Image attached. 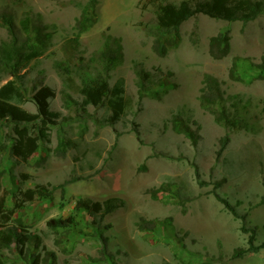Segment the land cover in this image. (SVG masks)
Returning <instances> with one entry per match:
<instances>
[{
  "label": "rangeland",
  "instance_id": "rangeland-1",
  "mask_svg": "<svg viewBox=\"0 0 264 264\" xmlns=\"http://www.w3.org/2000/svg\"><path fill=\"white\" fill-rule=\"evenodd\" d=\"M180 1L98 0V21L76 46V18L88 0H0V12L15 22L19 52L14 59L4 52L2 44L12 43L13 34L0 25V89L13 82L22 101H9L36 114L35 94L50 86L55 96L49 108L60 113L46 123L0 114V220L10 214L12 223L23 222L24 231L41 237L39 245L24 247L25 261L15 244L6 248V264H31L32 255L39 264H113L98 260L105 257L101 235L109 237L107 249L117 264H264V248L231 258L235 248L248 246L244 220L256 230L255 243L264 242V78L253 65L264 61V11L247 22L194 15L179 26L180 44L159 56L152 47L157 5ZM226 31L231 50L214 59L210 38ZM117 42L123 58L111 60L107 54ZM36 47L40 55L27 60ZM235 56L244 81L229 77ZM140 70L149 77L143 80ZM98 74L110 85L125 80L130 103L114 124L104 120L106 101L82 104V87ZM207 74L220 80L222 103L241 118L237 128L216 122L202 107ZM236 94L243 96L237 112ZM177 113L199 127L197 142L173 128ZM16 125L31 134L43 126L49 136L26 160L11 150ZM162 184L168 190L156 192ZM42 187L50 197L37 194ZM115 196L126 205L100 225L75 208L80 198ZM71 215L73 227L55 231L47 225ZM142 219L155 221V228L141 230ZM131 250L142 257H132Z\"/></svg>",
  "mask_w": 264,
  "mask_h": 264
},
{
  "label": "trees",
  "instance_id": "trees-1",
  "mask_svg": "<svg viewBox=\"0 0 264 264\" xmlns=\"http://www.w3.org/2000/svg\"><path fill=\"white\" fill-rule=\"evenodd\" d=\"M98 4V0H88V2L81 7L80 15L76 18L75 27L77 29L76 35L73 37V43L76 46L79 45V39L82 33L90 29L98 21L95 7ZM264 11V0H181L179 3H166L157 5V32L154 34L153 50L159 56H165L171 48L177 47L181 40V34L179 32V26L197 14H205L216 19H222L227 21L242 20L244 22L257 18ZM0 25L8 28L13 34L12 43L4 42L2 44L3 50L11 58L19 57V52L16 49V34L14 32L15 22L12 15L6 12H0ZM110 37V36H109ZM231 37L229 33L219 32L213 35L209 41V52L214 59H222L227 56L231 50ZM40 49L34 48L30 53L26 55L27 60L39 56ZM111 60H121L123 58L122 45L120 42L115 43V48L110 50L107 54ZM115 61V60H114ZM238 57L235 56L232 59L231 66L229 68V77L235 81H244V78L238 71ZM257 68L258 77L264 78V61L253 64ZM140 77L145 80L149 77L150 73L145 70H140ZM144 83H141L143 88ZM83 95L82 104L84 106L92 104L98 106L106 101L109 114L105 117V122L114 124L121 120L125 114L126 108L130 101L126 95V87L124 78H119L113 85L105 79L102 75H97L91 78L84 84L81 89ZM22 92L18 87L13 85V82L8 83L0 89V114L2 112L7 113L13 121L20 122L25 120L27 122L41 119L44 123L46 121H56L60 117V113L53 111L49 108V100L55 96V91L50 86L41 87L35 94V99L38 107V113L33 114L26 111L21 106L12 103L9 99H16L20 104L22 101ZM224 92L221 87L220 80L207 74L204 78V86L201 90L200 102L204 109L209 111L214 120L218 123L225 125L226 127L237 128L241 125V118L228 111L224 104ZM235 112L238 111V104L243 101V96L240 94L235 95ZM173 128L189 137L192 141L197 142L200 138L198 132L199 127L193 128L190 124V118H185L181 113L174 114L172 117ZM44 127L40 128V132L37 134H31L28 127L15 126L17 137L12 145V153L16 157L26 160L32 156L40 148V140H49L48 134L45 133ZM144 169V167H142ZM76 177L73 178V180ZM168 190L164 184H162L155 191ZM37 194L41 196L50 197V192L47 188L42 187L37 191ZM264 199V196H263ZM225 207L229 209L235 215H238L235 208L227 200L222 199ZM126 205L125 199L121 197H109L104 201H94L90 198H80L75 203L77 210H85L90 216L95 218L100 225V222L109 213L122 208ZM3 216H0L2 219ZM5 222L0 220V264H6V252L5 249H10L15 244L19 249V259L24 261L28 259V256L24 254V247L31 245H39L41 237L34 233L24 231L25 227L23 222L20 225L12 223L9 220L10 214L4 216ZM244 218V217H242ZM139 228L141 230L152 231L156 222H149L141 220ZM77 224L76 218L71 215L67 218H51L47 221V225L50 229L60 230L67 227H73ZM169 223H167L168 225ZM244 231H250L247 247H237L233 250L231 258L244 257L249 252H257L264 248V242L261 244L255 243L256 230L249 228L244 220L242 226ZM109 241L108 236L101 235V248L100 253L105 257L98 258L102 260L107 258L112 260L113 264H117L114 261L112 252L107 249ZM54 256V254H51ZM31 264H39V256H30Z\"/></svg>",
  "mask_w": 264,
  "mask_h": 264
},
{
  "label": "crops",
  "instance_id": "crops-1",
  "mask_svg": "<svg viewBox=\"0 0 264 264\" xmlns=\"http://www.w3.org/2000/svg\"><path fill=\"white\" fill-rule=\"evenodd\" d=\"M132 251H134V250H131V251H130V255H131L132 257H133L134 255L137 256V257H139V258L142 257L141 254L131 253ZM165 259H166V261H168L167 258H165ZM128 261H129V260H128ZM130 262H132V261H130ZM120 263H121V264H123V263H126V264H127V262H123V263L120 262ZM169 263H171V262H169ZM152 264H160V263L158 262V263H152ZM171 264H172V263H171Z\"/></svg>",
  "mask_w": 264,
  "mask_h": 264
}]
</instances>
